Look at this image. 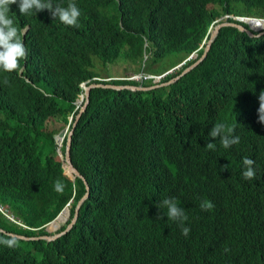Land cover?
<instances>
[{
  "label": "trees",
  "instance_id": "trees-1",
  "mask_svg": "<svg viewBox=\"0 0 264 264\" xmlns=\"http://www.w3.org/2000/svg\"><path fill=\"white\" fill-rule=\"evenodd\" d=\"M78 4L83 24L63 42L69 60L61 65L60 85L36 79L32 84L20 81L19 92H0V108L41 131L30 148H22L29 159L0 174V189L13 185L15 190L8 199L12 211L28 227L40 230H25L5 219L0 225L29 237L49 235L46 225L73 199L72 218L86 194L82 179L71 181L64 175L55 158L54 139L74 109L66 106L67 100L83 93L86 81L107 74L118 60L138 65L140 71L179 53L159 72L163 73L193 52L198 51L200 58L209 27L221 16L264 18V0H78ZM145 53L150 59L144 63ZM5 80L16 78L0 72V89ZM262 90L264 35L249 37L235 27H223L206 59L173 85L135 92L92 89L72 140L73 164L90 186L76 225L53 242L14 239L13 248L0 245V264H250V258L256 264L264 249V124L257 115ZM98 112L105 114L85 119ZM218 123L240 126L235 134L240 142L224 148L219 138L212 140L208 133ZM46 125L53 132L46 133ZM209 142L215 143V150L205 148ZM245 156L255 161L251 180L241 175ZM65 168L69 173V166ZM37 170L41 181L13 180L17 175L24 180L25 174ZM57 179L64 184L62 193L54 190ZM166 198L185 210L187 236L178 222L167 219L166 209H160L165 218L157 220L156 206ZM204 200L214 207L202 211ZM69 216L67 210L53 226L59 229ZM53 226L50 232L57 230ZM255 233L259 234L249 257L240 240ZM9 238L0 234V239Z\"/></svg>",
  "mask_w": 264,
  "mask_h": 264
},
{
  "label": "clouds",
  "instance_id": "clouds-1",
  "mask_svg": "<svg viewBox=\"0 0 264 264\" xmlns=\"http://www.w3.org/2000/svg\"><path fill=\"white\" fill-rule=\"evenodd\" d=\"M228 18L233 19L234 22L227 21ZM262 22H264V18H252L247 15L240 14L223 15L211 25L212 30L208 32V39L206 38L204 40L202 46H205L206 48L210 39V33L218 24H237L253 32L256 35L255 37H259L264 35V27H259ZM82 24L83 15L79 7L78 0H0V72L12 75L16 78L15 81L9 83H7V80H5V83L7 84L0 89V92L2 90L12 92L14 91V89H17V91L19 92L21 91L20 81L32 84V80L36 79H41L46 84H52L55 87H58L60 83L57 78L59 75H61V65L62 63L69 60L67 55L64 53L63 42L64 40L74 35L82 27ZM254 24H256L257 27H255ZM245 25H248V28H246ZM211 26L209 27V30ZM147 46L148 44L145 43V49L147 48ZM207 54H205L204 50L203 55L199 58L198 51L193 52L191 55L187 56L180 64L170 68L168 71H165L163 73H149L148 71L142 69L140 71L130 73L128 76H101L94 77L93 79L86 81L83 86L84 92L79 93L74 101L71 98L67 100L66 106L69 107L70 105H73L74 109L68 115L67 123L64 124L60 132H58L57 135H55L54 137L57 145V156H55V158L58 162L62 164V167L64 169V175H66L71 181H75L76 178H80L74 172L75 169L77 173H79L86 180V178L73 164L71 151L74 132L79 122L83 119V115L88 109L92 89H111L107 87L112 86L134 87L140 89H149L152 87H168L176 83L183 76L187 75L195 68H197L206 59ZM149 57L150 56L145 53L144 63L150 59ZM202 57H204L203 61L196 67L192 68L193 65ZM193 61L194 63L191 64ZM122 62L124 61L118 60L117 62H115L117 64H114L113 66L120 65L122 64ZM130 66L131 65H128V68ZM186 66L188 67L185 68L183 71L185 72L190 69L189 72H187L185 75H183V72L172 80L166 81L169 76H173L175 73L180 72L183 67ZM134 75H160L163 76V78L159 82H154L152 79L147 81H136L128 79ZM94 81H97L98 83H93ZM112 81H125L129 83H135V85H113L111 84ZM89 87L92 88L90 89L89 95H87V89ZM39 90L46 96L51 97V94H46L42 88H39ZM258 100L259 108L255 107L253 108V111L258 108V122L264 124V90L260 92ZM246 110L250 111V109ZM104 114L105 113L98 112L93 116H90L85 119L93 121L94 119L100 118ZM92 127H95L94 122H92ZM239 129L240 126L226 128V125L224 123H218L215 126L211 127L208 136L212 140H216L217 138H219L220 144L224 148H229L232 145L238 144L240 142V137L235 135L236 133H238ZM45 132L50 133L53 131L52 129H49V127L46 125ZM62 132H65L63 137L60 136ZM40 136L41 131L36 124L26 123L21 119H12L2 108H0V174L5 175V173L8 172L13 165L22 164L26 162L29 157L22 150L23 146L30 148V145L35 142ZM59 139L62 140L61 145L58 143ZM67 145L68 152L70 153L71 164H68L66 162ZM215 147V143L211 142L206 143L205 146V148L208 150H215ZM185 151L186 153L188 152V147L185 149ZM254 164L255 161L248 158L247 156L242 158L243 170L241 172V175L243 179L251 180L255 177V170L253 167ZM66 165L70 168L69 173L66 172ZM226 168L227 166H225L224 169ZM13 180L16 182V184H22L23 182L27 181H41L42 177L40 176L39 171L37 170L31 174H25L24 180H19V175H17ZM86 182L88 183L87 180ZM11 187H13V185L10 186L7 190L0 189V223L2 219H5L25 230L39 231V228L28 227L24 222H22L21 219H19L15 215L14 211H12L8 199L13 194H15V190H12ZM54 190L58 193H62L64 190V184L59 179H57L54 184ZM70 201L73 203V199ZM156 207L160 213L157 215V220H162L165 218V216L161 214L160 209H166L167 219L176 221L180 224L182 235L187 236L189 234L190 229L184 226V222L187 221L188 217L185 214V210L182 207L178 206V202L175 199H163ZM213 207L214 205L207 200L202 201L200 204V208L202 211H209ZM63 210H61L58 215ZM9 211L11 212V214L9 213ZM69 212L70 216L68 221L56 231L49 232L47 230L49 228V224H52L54 222H50L46 225L45 229L49 233V235H38L29 237L22 234L7 231L0 225V234L10 237L9 239H0V245L6 246L8 248H13L17 243L14 239L26 242L40 241L44 240L41 239L42 236H53L62 233L68 228L74 217L73 215V217L71 218V204ZM57 217H55V219ZM245 221L240 225V227L245 223ZM76 223L73 225V227L76 225ZM65 225H67V227L62 230ZM73 227L70 229V231L73 229ZM68 233H66L65 235H67ZM258 234L259 233H255L253 237H250L248 235L241 237L240 245L242 246L244 252L249 255V257L253 253L254 240L257 238L256 236H258ZM250 264H252L251 258ZM256 264H264L263 248L257 258Z\"/></svg>",
  "mask_w": 264,
  "mask_h": 264
},
{
  "label": "water",
  "instance_id": "water-1",
  "mask_svg": "<svg viewBox=\"0 0 264 264\" xmlns=\"http://www.w3.org/2000/svg\"><path fill=\"white\" fill-rule=\"evenodd\" d=\"M227 26L236 27V28H238L240 31L247 33L249 37H255V36H256L253 32H251V31H249V30H247V29H245V28H243V27H241V26H239V25H237V24H231V23H222V24H218V25L214 28V30L210 33V39H209L208 44H207V46H206V48H205V54H207V53L210 51L211 46L213 45V43H214L215 40L217 39V37H218V35H219L221 29H222L223 27H227ZM250 28H251V27H250ZM211 30H212V26H211V28H210L209 31H211ZM261 35H262V34H261ZM205 56H206V55H205ZM203 59H204V57H202L199 61H197V62L193 65L192 68H194V67H196L197 65H199V64L203 61ZM189 71H190V69L187 70V71H185V72L183 73V75H185V74H186L187 72H189ZM179 78H180V77H179ZM91 88H92V87H89V88L87 89V95H89V93H90V89H91ZM107 88L118 89V90L130 89V90H132V91H135V90L146 91V90H151V89H155V88H158V87H152V88H149V89H140V88H134V87H122V86H120V87H115V86H112V87H107ZM64 134H65V132H62V133L60 134V136L63 137ZM68 145H69V138H68ZM68 145H67V148H66V162H67L68 164H69V163L71 164V161H70V153L68 152ZM73 169H74V168H73ZM74 172L77 174L78 177H80V178L83 180L84 185H85V188H86V191H87V192H86V195H85V197H83V198L78 202L77 207H76V209H75V214H74L73 220H72L71 224L68 226V228H67L64 232L59 233V234H56V235H53V236H42L41 239H44V240H46V241H50V242H51V241H55V240H57V239L60 238L61 236H63V235H65L66 233H68V232L70 231V229L73 227V225L76 223L77 219H78L79 212H80V208H81L83 202H84V201L89 197V195H90V194H89L90 187H89L88 183L86 182V180H85V179H84L79 173H77V171H76L75 169H74ZM50 225H51V224H49V227H50ZM47 230L49 231V228H48ZM49 232H50V231H49Z\"/></svg>",
  "mask_w": 264,
  "mask_h": 264
},
{
  "label": "rangeland",
  "instance_id": "rangeland-1",
  "mask_svg": "<svg viewBox=\"0 0 264 264\" xmlns=\"http://www.w3.org/2000/svg\"><path fill=\"white\" fill-rule=\"evenodd\" d=\"M180 54L179 53H174L172 55H170L168 58H165L163 62H159L157 65H155L153 67V71H151V69H148L146 71H148L149 73H159L161 71H163L166 67V65L170 64L172 65L173 62L179 58ZM151 64V60L149 61L148 65ZM137 68H138V65H131L129 68H128V65L127 63L125 62H122V64L120 65H117V66H111L106 73H102V75L100 76H104V77H122V76H128L130 73H133V72H136L137 71ZM184 72V71H183ZM183 72H181L180 74H182ZM175 73V72H174ZM179 74V75H180ZM63 124V123H62ZM49 129H52L51 126H48ZM60 132V131H59ZM60 141V139H59ZM59 144H61V142H59ZM70 204H72L71 201H69L66 205H65V209L58 215V217L53 220L52 222H55L59 217H61L64 212H66L67 210H69L70 208ZM9 213L11 214V212L9 211ZM59 227V226H58ZM58 227L56 228L55 226H53V228L55 229H58Z\"/></svg>",
  "mask_w": 264,
  "mask_h": 264
},
{
  "label": "built area",
  "instance_id": "built-area-1",
  "mask_svg": "<svg viewBox=\"0 0 264 264\" xmlns=\"http://www.w3.org/2000/svg\"><path fill=\"white\" fill-rule=\"evenodd\" d=\"M163 76L160 75H134L129 80H136V81H147L152 79L154 82H159Z\"/></svg>",
  "mask_w": 264,
  "mask_h": 264
},
{
  "label": "bare ground",
  "instance_id": "bare-ground-1",
  "mask_svg": "<svg viewBox=\"0 0 264 264\" xmlns=\"http://www.w3.org/2000/svg\"><path fill=\"white\" fill-rule=\"evenodd\" d=\"M61 142L62 143V140L60 139V141L58 140V143ZM61 145V144H60ZM55 223V222H54ZM54 223L51 224L50 227H52L54 225Z\"/></svg>",
  "mask_w": 264,
  "mask_h": 264
}]
</instances>
